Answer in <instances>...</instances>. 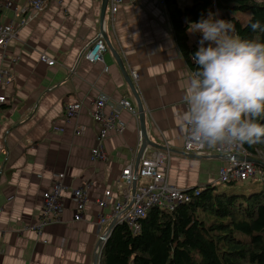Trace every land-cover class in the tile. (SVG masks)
<instances>
[{
  "label": "crops",
  "instance_id": "obj_1",
  "mask_svg": "<svg viewBox=\"0 0 264 264\" xmlns=\"http://www.w3.org/2000/svg\"><path fill=\"white\" fill-rule=\"evenodd\" d=\"M177 1L182 7L192 4ZM101 2L49 0L42 12L34 13L28 0H0V22L17 26L29 16L5 50L8 58L16 56L18 61L4 62L14 85L4 88L6 101L0 103V264H93L106 231L97 223L100 210L95 200L105 189L112 190V202L122 199L127 189L122 172L130 162L137 163L141 147L138 101L115 52L141 96L148 136L161 146L147 147L148 153L165 151L166 142L172 150L170 183L181 189L204 187L218 180L220 167L230 162L225 155L213 157L219 155L215 147L201 159L183 150L186 130L180 126V115L186 110V85L196 70L176 42L167 5L127 1L114 18L109 0L102 23ZM209 14L217 19L215 12L206 18ZM101 31L108 34L112 47L106 45L102 61L90 62L82 53ZM188 34L190 45L198 50L202 33L189 27ZM42 54L56 63L42 62ZM100 96L113 102L129 100L138 116L120 110L123 130H113L98 142L99 125L91 110ZM67 103L78 106L69 119L64 117ZM98 145L105 158L93 161L90 150ZM58 173H64L66 186L61 221L37 230L42 193ZM85 184L89 188L84 217L73 221L72 190Z\"/></svg>",
  "mask_w": 264,
  "mask_h": 264
},
{
  "label": "trees",
  "instance_id": "obj_2",
  "mask_svg": "<svg viewBox=\"0 0 264 264\" xmlns=\"http://www.w3.org/2000/svg\"><path fill=\"white\" fill-rule=\"evenodd\" d=\"M176 42L189 65L197 70L188 29L217 8L220 19L232 21L245 39L264 42V4L256 0H192L184 7L166 0ZM236 12L250 13L246 22ZM264 122V118H261ZM259 168L262 188L249 195L208 184L191 190L192 199L174 209L151 208L134 233L126 223H116L99 250V264H264V142L243 144ZM237 181L227 182L234 184Z\"/></svg>",
  "mask_w": 264,
  "mask_h": 264
},
{
  "label": "built area",
  "instance_id": "obj_3",
  "mask_svg": "<svg viewBox=\"0 0 264 264\" xmlns=\"http://www.w3.org/2000/svg\"><path fill=\"white\" fill-rule=\"evenodd\" d=\"M30 10L34 13L42 12L49 0H28ZM136 3L140 0H110V10L112 16L115 18L119 12L121 5L125 2ZM157 1L159 4H166V0H151ZM8 6V3H6ZM215 7V15L217 19L219 15ZM29 16L21 19L18 25L13 23L0 22V103L6 101V94L4 88L12 87L14 85V75L11 70L4 65L7 61L11 65L17 63L16 56L7 57L5 50L8 43L15 38L17 29L25 24ZM106 50V43L101 33H99L92 42L88 43L82 56L90 62L102 61V54ZM40 60L49 66L54 65V59L49 58L45 54L40 56ZM108 71V68H104ZM133 76L138 77V73L133 71ZM110 107V112H105L104 108ZM122 109L128 110L130 113L138 116L137 109L133 104L127 100L122 99L119 102H113L108 97L100 96L94 102L91 110L92 120L99 125L97 137L98 142L103 141L109 136L113 130L122 131L123 125L119 120V112ZM78 111V106L75 103H67L65 107L64 117L69 119L73 117ZM78 133V132H77ZM142 138V132L140 131ZM184 152L187 154L211 155L209 146L195 144L189 141L187 133L184 138ZM214 151L221 156H228L230 162L223 165L219 169V181L231 182L241 181L249 182L260 177L261 172L255 165L254 161L247 158H253L248 150L242 146L231 149L217 146ZM242 156L240 159L237 156ZM257 157L264 162V153L258 151ZM90 157L93 161L103 160L105 158L104 152L100 145L90 150ZM172 160V150L166 142V149L162 151L156 149L148 153V148L143 152L139 164L136 166L135 162L130 164L122 172V181L127 185V189L123 190V197L121 200L112 202L113 192L110 189H105L100 197L95 200V205L100 210L97 216V223L99 226L105 225L106 231L101 237L108 236L110 225L115 223H126L129 228L137 233L141 228V219L144 218L148 211L153 207H160L172 210L178 204L189 202L192 199L191 190L195 189V194H199V189H181L169 180L170 165ZM64 173H58L53 180L52 186L49 190L42 193V205L38 216V221L34 225L37 230L42 227L61 221V215L64 210L62 192L66 190L62 179ZM136 182V188L133 189V184ZM88 188L89 184L72 190V198L74 200V207L72 209L73 221L82 220L88 203ZM110 207V211H103ZM98 252V247L96 249Z\"/></svg>",
  "mask_w": 264,
  "mask_h": 264
},
{
  "label": "clouds",
  "instance_id": "obj_4",
  "mask_svg": "<svg viewBox=\"0 0 264 264\" xmlns=\"http://www.w3.org/2000/svg\"><path fill=\"white\" fill-rule=\"evenodd\" d=\"M250 27L264 32L258 20ZM190 31L202 38L180 115L189 141L228 149L264 142V42L242 38L232 21L212 14L192 22Z\"/></svg>",
  "mask_w": 264,
  "mask_h": 264
},
{
  "label": "water",
  "instance_id": "obj_5",
  "mask_svg": "<svg viewBox=\"0 0 264 264\" xmlns=\"http://www.w3.org/2000/svg\"><path fill=\"white\" fill-rule=\"evenodd\" d=\"M108 2L109 0H102L101 2V8H100V21L103 23L104 21V15H105V11H106V7H108ZM101 34L105 40V43L106 45L112 47V44H111V41L109 39V36L108 34H106L105 32L101 31ZM116 54V58L118 60V63L120 65V67L122 68V70L125 72V77L128 81V83L130 84V87L131 89L133 90L136 98H137V101H138V106H139V120H140V125H141V132H142V138H141V147H140V151H139V155L137 157V163H136V166L139 164L140 162V159L143 155V152L144 150L149 147V146H153V147H157V148H161V146H158L156 143L152 142L148 136V133H147V128H146V116H145V111H144V107H143V102L141 100V96L139 94V91L135 85V83L133 82V80L129 77V75L127 74V72L125 71V68H124V65H123V61L121 59V57L117 54V52H115ZM190 157L192 158H196V159H201L203 158L205 155H198V154H189ZM221 155H216V156H213L215 158H218L220 157ZM239 157L240 159H243L242 156H237ZM249 160H252L254 161L253 158H247ZM136 188V182H134L133 184V189L135 190ZM116 223L113 222L110 227H109V231H111V229L113 228V226L115 225ZM106 236L104 235L103 237H101L98 241V252H95V255H94V259H93V264H99V250H100V247L103 243V241L105 240Z\"/></svg>",
  "mask_w": 264,
  "mask_h": 264
},
{
  "label": "rangeland",
  "instance_id": "obj_6",
  "mask_svg": "<svg viewBox=\"0 0 264 264\" xmlns=\"http://www.w3.org/2000/svg\"><path fill=\"white\" fill-rule=\"evenodd\" d=\"M190 0H180L181 4H187L189 3ZM239 17L242 18L244 22H246L249 18L250 13H245V12H236ZM208 162V161H207ZM207 164V163H206ZM215 169L212 168V171ZM213 184L218 185V189H226L228 191H233L234 193L238 194H245L249 195L253 192L259 191L262 188V180L259 178L251 180L249 182H241L237 181L234 184H229L227 182H221L219 180H216L213 182Z\"/></svg>",
  "mask_w": 264,
  "mask_h": 264
}]
</instances>
